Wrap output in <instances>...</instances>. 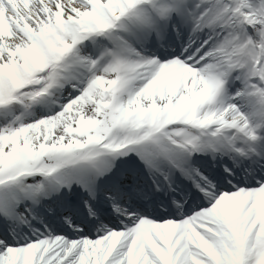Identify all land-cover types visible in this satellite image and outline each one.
<instances>
[{
	"label": "snow or ice",
	"instance_id": "obj_1",
	"mask_svg": "<svg viewBox=\"0 0 264 264\" xmlns=\"http://www.w3.org/2000/svg\"><path fill=\"white\" fill-rule=\"evenodd\" d=\"M0 264H264V0H0Z\"/></svg>",
	"mask_w": 264,
	"mask_h": 264
}]
</instances>
